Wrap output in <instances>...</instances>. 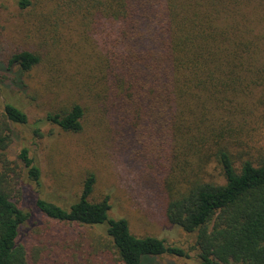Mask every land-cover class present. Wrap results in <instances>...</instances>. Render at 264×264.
Segmentation results:
<instances>
[{"label": "trees", "instance_id": "1", "mask_svg": "<svg viewBox=\"0 0 264 264\" xmlns=\"http://www.w3.org/2000/svg\"><path fill=\"white\" fill-rule=\"evenodd\" d=\"M42 1L18 0V5L34 9ZM56 9L69 18L79 13L112 25L102 39L109 44L94 64L91 90L120 132H130L143 149L169 164L177 159L178 145L194 143L207 151L181 180L168 182L170 169L160 180L167 223L195 234L189 249L132 234L128 220L110 217L109 196L90 201L95 184L90 173L68 208L35 202L53 224L103 233L93 235L89 249L63 248L62 262L146 264L145 257L188 260L194 251L198 264H264V157L256 165L241 160L236 166L222 132L207 136L214 127L206 124L220 110L234 111L235 98H250L258 90L264 106V0H59ZM41 60L28 50L12 54L6 72L23 76ZM83 119L84 108L73 102L44 121L79 133ZM27 122L16 104L0 108V264H32L19 243L30 217L20 201L24 173L39 182L40 170L27 149L15 161L8 156L14 127ZM210 164L217 165L222 182L206 179Z\"/></svg>", "mask_w": 264, "mask_h": 264}, {"label": "rangeland", "instance_id": "2", "mask_svg": "<svg viewBox=\"0 0 264 264\" xmlns=\"http://www.w3.org/2000/svg\"><path fill=\"white\" fill-rule=\"evenodd\" d=\"M58 3L46 0L34 9H21L18 0H0V108L6 102L14 103L28 116L26 125L14 127L8 156L15 161L27 149L40 170L39 182L27 173L22 178L20 205L30 217L20 230L19 243L32 264H68L59 256L63 248L92 247L93 235L103 234L100 229L53 224L35 207L36 200L42 199L68 208L78 200L91 173L95 184L90 201L109 196L110 217L128 220L135 236H153L189 249L195 234L167 223L160 180L167 178L169 169L168 182L181 180L189 173L190 164L207 151L194 143L178 145L177 159L172 158L169 164L158 159L160 154L143 149L130 132H120L92 96L96 81L92 70L109 44L102 39L112 33V25L98 17L84 19L79 13L63 16L62 10L56 9ZM36 12L39 14L34 16ZM25 50L41 55V63L23 76L17 70L6 72L12 54ZM258 91L250 98H235L231 102L236 105L234 111L220 110L206 122L214 127L207 136L222 132L236 166L241 160L256 165L264 157V106L258 102ZM73 102L84 108L81 132L67 133L44 121L46 114ZM204 173L207 180L222 182L217 165L206 166ZM195 256L193 251L188 260L168 256L143 260L146 264H198Z\"/></svg>", "mask_w": 264, "mask_h": 264}]
</instances>
